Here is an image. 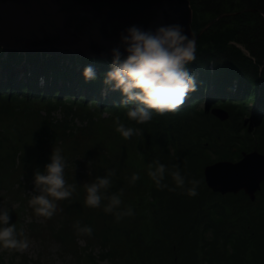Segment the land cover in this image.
<instances>
[{
	"label": "trees",
	"instance_id": "trees-1",
	"mask_svg": "<svg viewBox=\"0 0 264 264\" xmlns=\"http://www.w3.org/2000/svg\"><path fill=\"white\" fill-rule=\"evenodd\" d=\"M191 6L192 28L200 32L199 59L191 71L201 83L177 112L157 114L142 125L131 121L128 109L119 106V91L102 95L110 56L27 52L0 45V116L26 100L40 102L44 122L50 121L42 131L46 139H58L57 127L63 122V134H71L73 127L66 118L54 121V110L89 120L91 108L105 110L115 122L119 116L126 128L136 129L131 139L139 135L149 164L158 159L170 170L178 164L187 180L201 181L199 195L193 198L176 187L170 174L164 182L175 191L160 190L150 179L147 197L140 199L147 226H141L136 215L120 224L114 213L82 210L81 223L98 221L91 228L106 244L108 231L118 238L125 234L130 242L124 255L109 247L103 256L121 257L123 264H264V191L259 190L261 197L255 200L244 189L223 193L209 187L204 174L205 165L215 160L239 159L255 145L264 150V0H191ZM88 65L95 68V81H84ZM249 100L258 107L255 127L246 123ZM216 106L228 112L226 119L213 113ZM17 132L14 137L0 126L5 165L17 162L22 138ZM22 156L24 162L29 159ZM115 171L120 180H131L123 161ZM90 261L98 264L93 256Z\"/></svg>",
	"mask_w": 264,
	"mask_h": 264
},
{
	"label": "rangeland",
	"instance_id": "rangeland-1",
	"mask_svg": "<svg viewBox=\"0 0 264 264\" xmlns=\"http://www.w3.org/2000/svg\"><path fill=\"white\" fill-rule=\"evenodd\" d=\"M240 46L249 53L243 44ZM247 106L249 113L246 114V123L255 127L254 117L258 115V107L251 100ZM64 110H54V121L56 118H66L64 121L72 125L73 129L71 134H63V122L57 127L60 132L58 139H53L55 135L46 139V134L42 131V127L49 125L50 121L44 122L45 108L40 102L26 100L17 109L12 108L0 116L1 127L14 137L18 129L22 134L18 141L21 150L16 164L5 165L1 152L6 149L0 151V207L10 209L9 225H15L18 239H26L29 243L24 251L0 246V264H95L90 261L91 256L98 264H123L121 257L108 258L103 255L104 250L109 247H116L124 255L130 249V242L125 234L118 238L116 234L108 231L110 237L106 244L101 234L93 229L91 235L79 231L84 226H98V221L81 223V211L92 209L85 203L86 189L97 181V177L107 175L110 169L116 170L117 162L123 161L127 173L131 176L138 175L139 180L133 186L128 177L122 181L115 171L109 186L110 193L119 195L121 199V204L115 211L130 208L134 212L133 216L138 217L136 220L141 226L148 225L146 211L142 213L145 206L140 205V199L147 197L151 177L148 175L149 161L139 135L135 139L125 140L116 131L118 125L114 118L105 110L101 113L91 108L92 120L84 116L71 119L70 115H64ZM69 130L68 128L67 131ZM257 147L255 145L252 149ZM53 150H59L64 157L66 186H71L74 191L69 198L54 201L56 210L53 216L45 218L35 213L30 200L34 195L40 194L34 192V171L37 168L44 170V166L51 162ZM22 155L29 159L24 162ZM260 192L256 191L255 199L261 197ZM108 203L109 201L102 200L100 207L95 210L105 211ZM115 211L112 213L115 214ZM117 221L125 224L126 216Z\"/></svg>",
	"mask_w": 264,
	"mask_h": 264
},
{
	"label": "clouds",
	"instance_id": "clouds-1",
	"mask_svg": "<svg viewBox=\"0 0 264 264\" xmlns=\"http://www.w3.org/2000/svg\"><path fill=\"white\" fill-rule=\"evenodd\" d=\"M111 57L110 70L104 74L105 89L102 95L109 91H119L122 95L121 104L128 110L126 116L137 124H146L159 114L175 113L190 94L199 90L200 81L191 71V65L198 62L196 42L186 33L180 23L159 24L155 27H145L131 24L118 33V42L107 54ZM85 82L95 81L97 74L94 66L88 65L83 70ZM43 83V81H41ZM117 128L125 140L133 137L136 129L126 128L116 117ZM51 162L41 171H34V195L30 204L38 216L51 218L56 210L54 201L65 200L72 195L74 188L66 186L64 171L66 161L59 150H53ZM148 175L160 190L169 188L165 183L166 175H171L177 188L182 189L189 197L199 195L200 180H187L179 165H173L170 170L167 165L154 160L149 164ZM115 169H110L107 175L97 177V181L87 187L85 203L91 208H99L102 200L109 201L105 211L112 213L121 204L119 195L112 194L109 186ZM139 176H131L134 186ZM190 185V186H188ZM123 190L121 189V192ZM51 197L52 199H49ZM116 219L133 216L132 209L115 211ZM10 209L0 207V246L5 249L24 251L29 247L26 239H18L15 225H9ZM82 233L91 235L92 228L84 226ZM22 236L23 233L21 232Z\"/></svg>",
	"mask_w": 264,
	"mask_h": 264
},
{
	"label": "water",
	"instance_id": "water-1",
	"mask_svg": "<svg viewBox=\"0 0 264 264\" xmlns=\"http://www.w3.org/2000/svg\"><path fill=\"white\" fill-rule=\"evenodd\" d=\"M137 1L140 0H0V15L8 19H21V21L34 20L42 26L44 24L57 26L63 25V23H77L81 26H65L86 34L94 31L90 30L92 25H96V27L99 25L96 30L100 31V29H108L107 26L118 24L121 20L129 23L140 22L141 24L156 25L158 22H154L153 19L159 20L164 17L163 15H167L166 8L171 4L175 9L176 23L183 25L185 33L196 42L200 32L195 34L192 28L191 0H155L161 6V8L154 7L155 9H149L147 6L153 2L152 0H145L146 3ZM109 21L112 24H108ZM209 24L204 26L201 31ZM8 35L10 34L5 31V28L0 27V45L2 41L9 45L8 40L12 38ZM12 46L14 47V45ZM3 47L11 49L5 45ZM77 48H73L76 52L72 54L97 56L92 55L94 49L82 46L84 51H88L86 53ZM14 49L19 50L18 48ZM212 111L221 119H226L229 115L224 108L218 106L213 107ZM204 174L206 183L213 190L225 193L244 189L254 199L256 191L261 189L264 180V151L257 148L250 151L245 150L239 159L215 160L205 165Z\"/></svg>",
	"mask_w": 264,
	"mask_h": 264
},
{
	"label": "bare ground",
	"instance_id": "bare-ground-1",
	"mask_svg": "<svg viewBox=\"0 0 264 264\" xmlns=\"http://www.w3.org/2000/svg\"><path fill=\"white\" fill-rule=\"evenodd\" d=\"M153 2L147 4L149 9H155L154 7H160V4L152 0ZM138 3H146L145 0L137 1ZM164 12V11H163ZM168 14L161 19H153L154 22H158L156 25L150 24H141L140 22L129 23L128 21H119L118 24L107 26L108 29H100L97 31L96 28H99V25H92L90 30L91 33H81L77 32L70 27L67 28L65 25H80L77 23H63V25H41L34 20L26 19L21 21V19H8L5 16L0 15V27L5 28V31L10 34L8 35L12 39L8 40L9 45L6 42L2 41L1 45L6 47H11V50L35 52L39 50L49 51L54 54H67L68 52L75 53L76 51L73 48L78 47L80 51H84L82 46L87 48L94 49L92 55H97L104 57L107 55H101V53L107 54L108 50L115 46L118 42V33L131 24H139L145 27L148 26H157L159 24H168L176 23V14L174 6L172 7L169 4L166 11ZM161 15V14H160ZM117 21V20H116ZM103 22V21H102ZM153 23V22H152ZM83 24V23H82ZM96 24V23H95ZM108 24H112L111 21ZM117 26V27H115ZM96 30V31H95ZM14 45V47L12 46ZM88 52V51H84Z\"/></svg>",
	"mask_w": 264,
	"mask_h": 264
},
{
	"label": "flooded vegetation",
	"instance_id": "flooded-vegetation-1",
	"mask_svg": "<svg viewBox=\"0 0 264 264\" xmlns=\"http://www.w3.org/2000/svg\"><path fill=\"white\" fill-rule=\"evenodd\" d=\"M263 182H264V181H263ZM263 182H262V187H263V185H264Z\"/></svg>",
	"mask_w": 264,
	"mask_h": 264
}]
</instances>
